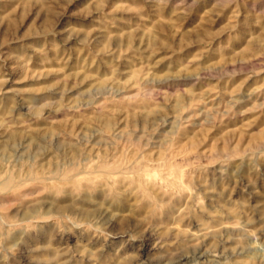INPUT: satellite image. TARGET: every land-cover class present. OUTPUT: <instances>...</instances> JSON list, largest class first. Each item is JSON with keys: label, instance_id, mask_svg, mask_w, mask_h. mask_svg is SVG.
Here are the masks:
<instances>
[{"label": "clouds", "instance_id": "9594fccd", "mask_svg": "<svg viewBox=\"0 0 264 264\" xmlns=\"http://www.w3.org/2000/svg\"><path fill=\"white\" fill-rule=\"evenodd\" d=\"M201 3L0 0V264H264V0Z\"/></svg>", "mask_w": 264, "mask_h": 264}, {"label": "rangeland", "instance_id": "374dc122", "mask_svg": "<svg viewBox=\"0 0 264 264\" xmlns=\"http://www.w3.org/2000/svg\"><path fill=\"white\" fill-rule=\"evenodd\" d=\"M212 3H213V0H202V3L198 5L196 9H194L191 15L189 16V21L200 18V16L203 14L206 8L212 7ZM228 13H229L228 9L218 10L215 12H209V14L204 17V20L207 24L218 26L226 22ZM30 19H31V16L27 17L26 22ZM187 51L190 52L191 49H188Z\"/></svg>", "mask_w": 264, "mask_h": 264}]
</instances>
